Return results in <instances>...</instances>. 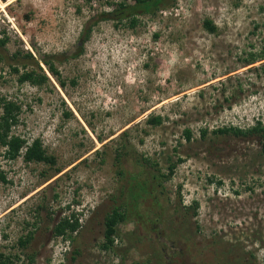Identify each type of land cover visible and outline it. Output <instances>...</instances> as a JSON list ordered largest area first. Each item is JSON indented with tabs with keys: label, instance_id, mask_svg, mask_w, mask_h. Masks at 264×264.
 <instances>
[{
	"label": "rangeland",
	"instance_id": "374dc122",
	"mask_svg": "<svg viewBox=\"0 0 264 264\" xmlns=\"http://www.w3.org/2000/svg\"><path fill=\"white\" fill-rule=\"evenodd\" d=\"M120 1L0 0V98L21 106L12 134L28 145L40 140L55 159L53 167L9 161L0 148L7 180L0 182V252L14 264H190L187 247L199 264H210L203 248L218 237L232 246L230 256L241 249L264 264V149L258 140L214 133L264 125V60L244 63L264 51V0H175L134 28L100 21L79 57L56 64L64 85L42 64L45 85L18 82L14 55L20 63L29 52L70 50L88 22ZM151 116L163 124L147 125ZM118 150L127 152L121 168ZM135 155L162 170L177 167L159 188L153 169L139 175L129 161ZM133 174L148 184L135 207ZM154 198L165 206L160 218ZM193 202L196 216L182 228L183 241L168 239L165 224L167 233L176 228V213ZM114 207L128 219L116 228L113 250L104 251V220ZM71 214L81 228L54 237L55 223ZM31 232L32 241L18 246Z\"/></svg>",
	"mask_w": 264,
	"mask_h": 264
},
{
	"label": "trees",
	"instance_id": "16d2710c",
	"mask_svg": "<svg viewBox=\"0 0 264 264\" xmlns=\"http://www.w3.org/2000/svg\"><path fill=\"white\" fill-rule=\"evenodd\" d=\"M175 3V0H121L115 4H112V9L109 12L102 13L97 19H93L83 28L81 35L77 41V44L73 46L70 50L58 53L56 55H47L39 54L34 56L32 53H26L20 58L18 55H14V62L12 65V70L14 73L18 74V82L20 84L28 83L32 86L41 87L48 82V78L41 68V64L44 65L51 76H53L61 85H64V82L60 80V74L57 70L56 64L64 63L70 59H75L83 53V46L89 40L93 28L100 21H112L115 24H121L123 22H128L129 28H134L137 25L138 18L143 16H154L159 11L172 7ZM204 27L209 33H214L216 27L212 25L210 21L204 22ZM2 45L5 44L4 41L1 42ZM18 56V58H17ZM19 59V60H18ZM264 60V51L260 52H251L247 55V58L244 60L246 66L253 65L259 61ZM16 65V66H13ZM18 67L24 69L21 73L19 72ZM27 67H29L27 69ZM21 114V106L11 100H6L5 98H0V148H4V158L13 161L21 157L22 161L26 164H47L53 167L55 165V159L53 156L47 154L43 148L40 140L36 139L31 144L22 139L20 136H15L12 134V129L17 126L19 116ZM163 118L161 116H151L146 120V124L152 127L161 126L163 124ZM214 133L219 135H228L233 136L237 139L245 140H258L261 142L262 148L264 149V125L260 121L256 122L255 125L248 128H238V127H223L216 130ZM201 137L205 138L207 135V130L200 131ZM183 138L185 141L190 142L192 135L190 130L186 129L183 132ZM124 158H127V152L123 150H118L116 153V165L121 168L120 163ZM133 165L137 166L140 173H144L146 168L149 167L154 170V183L156 186L161 188L163 184L171 179L176 169V163H169L163 170L158 166L157 162H149V159L141 158L138 155L131 156ZM165 171V172H163ZM119 174H122V171H118ZM130 180L133 182L134 186L129 188L130 193V202L133 203L132 207H135L138 200L148 192V184L145 181L137 180L135 174L130 176ZM0 182L7 183L6 176L3 171L0 170ZM179 200V199H178ZM179 203V201H178ZM158 208L160 215H163L165 212V206L160 205L157 198H154V208ZM156 208V209H157ZM198 204L193 202L190 206L186 207V213L182 216L179 213H176L178 224L174 228L170 225L172 229H169L167 233V225L165 224V234L168 239L182 242V228L186 226L192 218L196 216V211ZM157 209V210H158ZM176 209V208H175ZM128 213L126 209L120 207H114L110 214L105 217V232H104V242L101 246V249L104 251H111L114 248V241L117 236V226L118 224L125 222L128 218ZM172 217L170 215L163 218V222H167V218ZM175 219V218H174ZM189 221V222H188ZM188 222V223H187ZM181 223H183L182 226ZM81 228L78 218L74 214L70 216H65L61 218L58 222L55 223L52 228V234L56 238H71L73 234L77 233ZM197 227L195 231H198ZM187 231V230H186ZM155 232V229H154ZM181 233V234H180ZM192 233V232H191ZM186 235V234H185ZM189 239V242L192 244L194 238L192 235L185 237ZM33 239V233H28L25 237H21L18 240V246L25 248ZM196 242V241H195ZM228 244H222L221 240L218 237H213L209 244L203 249H206L211 253L214 258L213 263L210 264H255V258L253 254L246 252L229 255L232 251L231 247ZM185 255H189L191 261L190 264H199L196 260V255L189 251V248L185 247L183 250ZM182 255V254H181ZM249 259V260H248ZM30 261H33L30 258ZM0 264H14L13 256L6 255L3 252H0Z\"/></svg>",
	"mask_w": 264,
	"mask_h": 264
}]
</instances>
